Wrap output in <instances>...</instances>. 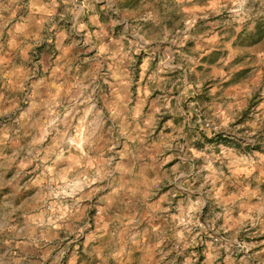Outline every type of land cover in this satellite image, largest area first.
<instances>
[{
	"label": "clouds",
	"instance_id": "1",
	"mask_svg": "<svg viewBox=\"0 0 264 264\" xmlns=\"http://www.w3.org/2000/svg\"><path fill=\"white\" fill-rule=\"evenodd\" d=\"M0 264H264V0H0Z\"/></svg>",
	"mask_w": 264,
	"mask_h": 264
}]
</instances>
